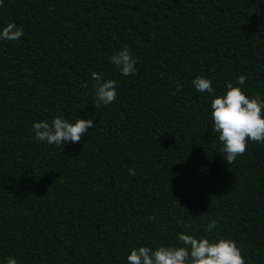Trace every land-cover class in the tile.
I'll list each match as a JSON object with an SVG mask.
<instances>
[{"label": "trees", "instance_id": "trees-1", "mask_svg": "<svg viewBox=\"0 0 264 264\" xmlns=\"http://www.w3.org/2000/svg\"><path fill=\"white\" fill-rule=\"evenodd\" d=\"M9 22L24 35L0 40V264H128L181 233L264 264V143L229 165L211 118L228 81L264 100V0H3ZM124 45L134 75L110 60ZM92 72L119 84L98 109ZM58 115L94 127L38 141L33 123Z\"/></svg>", "mask_w": 264, "mask_h": 264}, {"label": "clouds", "instance_id": "clouds-1", "mask_svg": "<svg viewBox=\"0 0 264 264\" xmlns=\"http://www.w3.org/2000/svg\"><path fill=\"white\" fill-rule=\"evenodd\" d=\"M3 7V0H0ZM24 30L14 22H9L0 31V40L15 41L23 37ZM111 62L124 76L134 75L137 71V61L131 54V49L124 45L123 48L110 57ZM91 78L94 90V105L98 109L102 104L107 106L117 97L116 88L118 81L105 80L103 73L92 72ZM247 77L240 75L238 85H243ZM194 88L201 93H213L212 82L202 76L192 81ZM87 87V85H85ZM183 86L177 84V91ZM226 93L216 96L211 101V118L214 122L213 131L218 133L222 144L220 153L226 162L232 164L238 156H242L248 149L249 141L264 143V100L257 94L249 97L241 87L234 86L231 81L226 83ZM92 119H76L69 122L63 115H58L51 120L34 122L32 129L35 138L48 145L61 147L67 143H79L85 133L94 127ZM134 174V170H130ZM150 221L155 217L150 216ZM218 225L213 219L206 226V231L211 232ZM179 242L183 246L161 245L153 250L147 246L133 248L127 256L128 264H246L242 250L232 239L221 238L210 241L205 237H195L189 234H179ZM6 264H17L13 256L6 258Z\"/></svg>", "mask_w": 264, "mask_h": 264}]
</instances>
